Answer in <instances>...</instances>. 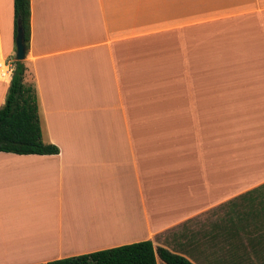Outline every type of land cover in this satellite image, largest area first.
<instances>
[{
    "label": "crops",
    "instance_id": "1",
    "mask_svg": "<svg viewBox=\"0 0 264 264\" xmlns=\"http://www.w3.org/2000/svg\"><path fill=\"white\" fill-rule=\"evenodd\" d=\"M14 1L0 0V109ZM31 3L25 82L60 154L0 152V264L145 241L264 264V0Z\"/></svg>",
    "mask_w": 264,
    "mask_h": 264
},
{
    "label": "trees",
    "instance_id": "2",
    "mask_svg": "<svg viewBox=\"0 0 264 264\" xmlns=\"http://www.w3.org/2000/svg\"><path fill=\"white\" fill-rule=\"evenodd\" d=\"M15 38L21 24L27 54L31 44V0H15ZM17 50V45H16ZM11 86L5 105L0 109V152L17 155H58L60 149L44 142L39 99L34 85H28L25 62L14 61ZM194 264L183 255L164 248L156 249L152 241L125 245L92 254L70 257L46 264Z\"/></svg>",
    "mask_w": 264,
    "mask_h": 264
},
{
    "label": "water",
    "instance_id": "3",
    "mask_svg": "<svg viewBox=\"0 0 264 264\" xmlns=\"http://www.w3.org/2000/svg\"><path fill=\"white\" fill-rule=\"evenodd\" d=\"M16 45H17L16 60L24 62L27 58V46L25 42L24 30L20 23L16 38Z\"/></svg>",
    "mask_w": 264,
    "mask_h": 264
},
{
    "label": "built area",
    "instance_id": "4",
    "mask_svg": "<svg viewBox=\"0 0 264 264\" xmlns=\"http://www.w3.org/2000/svg\"><path fill=\"white\" fill-rule=\"evenodd\" d=\"M1 68H2L1 75L4 78L8 77L10 75V73L14 71V66H8L5 64H2Z\"/></svg>",
    "mask_w": 264,
    "mask_h": 264
},
{
    "label": "rangeland",
    "instance_id": "5",
    "mask_svg": "<svg viewBox=\"0 0 264 264\" xmlns=\"http://www.w3.org/2000/svg\"><path fill=\"white\" fill-rule=\"evenodd\" d=\"M11 63L14 64V62H11ZM28 85H32V84H28ZM160 264H165V263L160 260Z\"/></svg>",
    "mask_w": 264,
    "mask_h": 264
},
{
    "label": "bare ground",
    "instance_id": "6",
    "mask_svg": "<svg viewBox=\"0 0 264 264\" xmlns=\"http://www.w3.org/2000/svg\"><path fill=\"white\" fill-rule=\"evenodd\" d=\"M92 229H93V228L90 229V227H89V231L92 230Z\"/></svg>",
    "mask_w": 264,
    "mask_h": 264
}]
</instances>
